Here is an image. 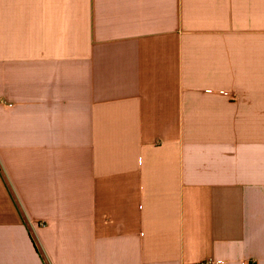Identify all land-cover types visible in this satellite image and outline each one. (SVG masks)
Segmentation results:
<instances>
[{"label": "crops", "instance_id": "obj_1", "mask_svg": "<svg viewBox=\"0 0 264 264\" xmlns=\"http://www.w3.org/2000/svg\"><path fill=\"white\" fill-rule=\"evenodd\" d=\"M202 262L264 264V0H0V264Z\"/></svg>", "mask_w": 264, "mask_h": 264}, {"label": "built area", "instance_id": "obj_2", "mask_svg": "<svg viewBox=\"0 0 264 264\" xmlns=\"http://www.w3.org/2000/svg\"><path fill=\"white\" fill-rule=\"evenodd\" d=\"M218 263H222L221 261ZM198 264H213V262H202V263H198Z\"/></svg>", "mask_w": 264, "mask_h": 264}]
</instances>
